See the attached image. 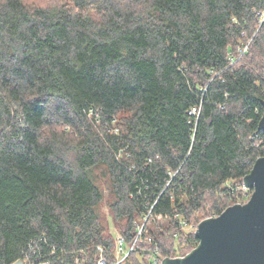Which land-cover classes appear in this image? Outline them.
<instances>
[{
    "label": "trees",
    "instance_id": "obj_1",
    "mask_svg": "<svg viewBox=\"0 0 264 264\" xmlns=\"http://www.w3.org/2000/svg\"><path fill=\"white\" fill-rule=\"evenodd\" d=\"M263 106L264 0H0V264L189 255Z\"/></svg>",
    "mask_w": 264,
    "mask_h": 264
},
{
    "label": "water",
    "instance_id": "obj_2",
    "mask_svg": "<svg viewBox=\"0 0 264 264\" xmlns=\"http://www.w3.org/2000/svg\"><path fill=\"white\" fill-rule=\"evenodd\" d=\"M264 131V106L258 127ZM243 185L248 201L204 219L195 230L199 245L185 258L162 264H264V156L254 163Z\"/></svg>",
    "mask_w": 264,
    "mask_h": 264
},
{
    "label": "built area",
    "instance_id": "obj_3",
    "mask_svg": "<svg viewBox=\"0 0 264 264\" xmlns=\"http://www.w3.org/2000/svg\"><path fill=\"white\" fill-rule=\"evenodd\" d=\"M246 50V47L244 49L239 50L240 54H243L244 51ZM195 110L192 111L194 113ZM250 197V196H249ZM136 227V235L133 243L128 244L124 240L122 236L119 234H116L115 236V248H114V262L112 264H123L126 257L134 250V245L137 240V238L141 235L142 229H143V224H138L134 223ZM97 251L99 253L98 259L96 264H106L104 256L102 255V249L100 247L97 248ZM78 254L82 258V262H87V255L86 252L83 250H79ZM37 252L36 250L33 251V247L29 246V253L24 252L23 253V258L14 264H50L49 259L45 257H36L35 259L31 260L30 256H36ZM186 256H177L175 258H169V257H163L161 260L154 262V264H162L164 259H177V258H185ZM78 259H75V263H78Z\"/></svg>",
    "mask_w": 264,
    "mask_h": 264
},
{
    "label": "rangeland",
    "instance_id": "obj_4",
    "mask_svg": "<svg viewBox=\"0 0 264 264\" xmlns=\"http://www.w3.org/2000/svg\"><path fill=\"white\" fill-rule=\"evenodd\" d=\"M101 187L103 188L104 193L106 195V192L108 190L107 183L104 182L103 185H101ZM249 192H250V190L248 188H245L244 186L238 188V190H236V193L231 197V199H228L227 204L230 205L234 201H235L234 205L246 203L249 199ZM105 202H106V200H104V202L102 204V210L107 213L108 209H107V205Z\"/></svg>",
    "mask_w": 264,
    "mask_h": 264
}]
</instances>
